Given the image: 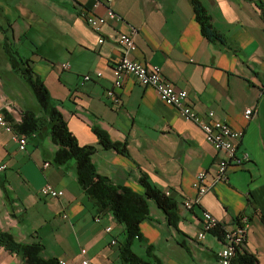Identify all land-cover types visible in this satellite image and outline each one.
Segmentation results:
<instances>
[{
    "label": "crops",
    "instance_id": "obj_1",
    "mask_svg": "<svg viewBox=\"0 0 264 264\" xmlns=\"http://www.w3.org/2000/svg\"><path fill=\"white\" fill-rule=\"evenodd\" d=\"M98 1L94 8L96 0H0V111L16 123L21 110L42 114L13 64V57L30 60L79 144L96 147L93 162L100 175L139 194L145 193L146 176L177 203L176 228L151 203V218L142 223L141 238L132 245L137 255L163 264H220L222 233L236 227L239 216H247L249 233L240 253H251L264 264V14L259 6L264 0H199L221 35L216 40L203 35L189 0ZM108 9L120 19L107 22L100 44V34L86 18L106 16ZM131 32H136L135 60L161 67L172 85L188 92L199 115L213 111L243 132L237 156L248 157L242 166L229 168L225 181H215L223 153L152 87L126 75L118 91L120 103L107 96L122 55L118 37ZM65 63L69 69L61 67ZM97 72L100 78L83 82L84 75ZM249 108L254 115L247 120ZM95 129L124 144L127 154L103 148ZM48 132L28 137L23 151L11 134L0 130V167L6 165L0 170V228L23 245L41 243L47 260L122 264L124 226L88 198L74 161H54L57 146ZM200 171L208 173L209 189L196 203ZM46 184L64 195L43 197L40 189ZM186 202H195L193 208L186 209ZM204 211L220 227L201 241L197 235ZM0 264L26 263L20 253L0 245Z\"/></svg>",
    "mask_w": 264,
    "mask_h": 264
},
{
    "label": "trees",
    "instance_id": "obj_2",
    "mask_svg": "<svg viewBox=\"0 0 264 264\" xmlns=\"http://www.w3.org/2000/svg\"><path fill=\"white\" fill-rule=\"evenodd\" d=\"M189 1L194 8L203 35L211 40L220 39L221 35L214 29L211 18L202 3L199 0ZM259 6L264 14V6L262 4ZM30 63V60L13 57L16 71L21 73L22 79L32 89L42 114L32 110H21V119L17 123L6 114L15 132L32 137L48 129L53 144L57 146L54 161L60 165L70 161L76 163L78 182L88 198L99 210L110 212L124 226V239L120 245L122 264H163L157 258L153 262L141 258L133 251L132 245L136 239L141 238L142 223L151 218V203H155L165 213L168 224L175 228L178 224L177 203L153 186L146 176L142 179L145 193L139 194L129 187L115 184L108 177L100 175L93 162L96 147L79 144L58 108L60 104L51 99L43 80L35 74ZM94 132L103 148L127 154L124 144L112 142L108 134L100 129H95ZM1 186L4 187L3 182ZM0 245L9 251L20 253L26 264H60L56 259L47 260L43 257L44 246L41 243L23 245L11 233L1 228ZM232 264H258V260L255 255L244 252L239 253Z\"/></svg>",
    "mask_w": 264,
    "mask_h": 264
},
{
    "label": "built area",
    "instance_id": "obj_3",
    "mask_svg": "<svg viewBox=\"0 0 264 264\" xmlns=\"http://www.w3.org/2000/svg\"><path fill=\"white\" fill-rule=\"evenodd\" d=\"M112 0H106L110 3ZM100 2L96 0L94 8H97ZM118 13L112 9H108L106 16L90 15L86 18L89 26L98 34H100L99 43H104V38L101 36L103 27L108 21L119 20ZM118 44L121 49V57L113 67L114 85L113 88L107 91V96L115 103H120L118 91L122 88L124 77L132 75L142 85L152 87L161 101L166 105L177 108L181 116L187 120L194 122L205 133L206 140L210 143L215 150L223 153V157L217 163L215 181H225L227 179V172L230 167L242 166L248 156L238 157L237 149L243 138V132L235 130L228 123L216 118L213 111H209L205 117H202L198 112L189 104V94L186 90L177 89L172 83L164 76L161 67L148 66L137 60L132 55L137 50L136 32L130 34H120L118 37ZM63 69H69V64H62ZM101 72L94 74H86L83 76V82L92 81L94 78H100ZM254 115V111L249 108L245 110L244 116L250 120ZM0 130H3L13 136V139L19 143L21 150H26L28 145V137L19 135L15 132L11 122L9 121L6 113L0 111ZM49 163L45 164L48 167ZM6 169V165H2L0 170ZM206 171H200L197 175L194 184L197 191L195 202L198 203L201 198L208 192L209 186L207 184ZM43 197L60 198L64 195V191L56 189L51 184H46L40 189ZM186 202V209H192L193 203ZM100 221V219H97ZM250 221L247 216H239L237 219L236 227L224 230L223 247L218 252L220 264H232L233 260L240 253L241 247L246 243ZM220 227V221L209 211L202 213L201 229L198 232V239L203 241L207 235L217 230ZM112 230L111 227L106 229L107 232ZM116 244V241H113ZM86 250H82L85 254ZM60 264H70L67 261L60 260ZM82 264H88V261H83Z\"/></svg>",
    "mask_w": 264,
    "mask_h": 264
}]
</instances>
